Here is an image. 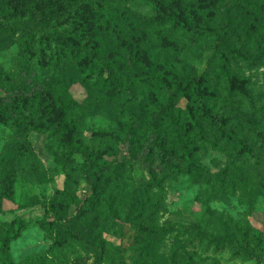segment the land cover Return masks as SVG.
Here are the masks:
<instances>
[{
	"label": "rangeland",
	"instance_id": "1",
	"mask_svg": "<svg viewBox=\"0 0 264 264\" xmlns=\"http://www.w3.org/2000/svg\"><path fill=\"white\" fill-rule=\"evenodd\" d=\"M75 1L71 11L52 15L40 29L29 23L38 16L26 11L21 0H0V73L17 74L25 68L39 80L53 81L52 97L62 101L56 114L68 102L78 103L63 115L65 123L74 126L67 138L51 137V130L35 123L16 133L0 117V218L14 228L20 224L18 236L8 245L12 263L264 264V147L256 148L264 143V123L253 131L228 123L225 119L235 113L223 102L226 92L208 94L212 86L203 76L212 62L215 30L222 23L219 0H127L117 13L101 0ZM254 1L264 9V0ZM154 10L167 16L166 26L143 32L141 17ZM103 20L113 34L101 35L108 29L101 27ZM205 27L214 35H206ZM252 28L241 43L255 59L264 50V41L256 36H264V24L253 23ZM126 43L137 58L136 69L145 75L160 76L172 87L184 74L198 78L180 88L176 102L181 110L178 125L188 146L194 147L191 158L199 176L187 169L180 152L173 157L154 152L143 163L122 147L126 129L140 114L137 105L151 112L156 101L165 104L162 94L156 97L139 85L140 77L129 74V80L136 81L133 100L120 106L102 94L88 95L81 85L79 78L95 83L112 64L116 72L120 64L115 55L124 57ZM229 48L242 69H235L242 83L248 81L254 93L263 92L264 67L245 69V50H239V43ZM71 49L82 62L78 71L62 68ZM199 84L210 88L203 91ZM236 101L231 99L234 105ZM185 110L193 117L207 114L231 134L212 137L203 124L209 144L201 146ZM241 111L246 113L245 108ZM234 137L254 149L252 157H237L225 148ZM169 141L162 137V143ZM165 163L178 164L181 171L167 172ZM102 172L111 174V183L92 188L90 179ZM153 176L163 177L161 194ZM93 201V209L85 210ZM66 219L99 249L77 243L62 230Z\"/></svg>",
	"mask_w": 264,
	"mask_h": 264
},
{
	"label": "trees",
	"instance_id": "2",
	"mask_svg": "<svg viewBox=\"0 0 264 264\" xmlns=\"http://www.w3.org/2000/svg\"><path fill=\"white\" fill-rule=\"evenodd\" d=\"M12 1V0H7ZM25 5V10L35 12L38 20L35 18L29 22L32 26L38 28H45L48 24L49 18L53 15H62L73 9L75 0H21ZM106 5H111L109 8L117 13L127 0H101ZM218 14L222 23L219 25L214 34L218 37L213 39V57L207 71L204 73L205 80H209L212 88L208 94H215L218 96L220 92H226L227 96L223 101L224 104L234 111L235 116H230L225 120L233 126L243 131L244 126L247 125L250 131L255 129H262L261 123H264V103L260 104L264 99V91L254 93L253 88L248 86V81L242 83L238 76V71L242 70L238 62H233L230 57L232 50L229 46L231 44L239 43V50H245L248 53L249 47L247 44L241 43L242 37L249 38L252 33L253 23L264 24V9L259 7L254 0H219ZM109 19H111L109 17ZM167 16H162L154 10V13H147L141 17V27L143 32H157L164 29ZM238 19V25H234V21ZM103 24L105 27L101 35H111L115 31L110 25ZM23 27H26L25 22H22ZM245 25L246 28H242ZM29 28V27H28ZM210 29V28H209ZM109 30V31H108ZM206 35H214L213 32L209 33L207 27L204 28ZM255 32V31H254ZM119 33V32H118ZM152 33V34H153ZM242 33V35L240 34ZM81 36V35H78ZM258 42L264 41V36L256 34ZM126 52L124 57L115 55V61L120 64L116 72L113 71L114 64L106 67L108 70L107 75H99L98 81H86V78H79L81 85L84 86L88 95L97 97L99 94L106 96V101H111L116 106L128 104L127 100H133L134 84L129 77V74L143 78L139 82L140 86L149 90L151 94L156 97L162 94L165 104L162 105L156 101V109L151 112H144L142 104L137 105L140 109V114L135 117V123L126 129V137L124 142L121 143L129 157L135 160H141L143 163L148 162L154 152H161L169 157H173L175 152H180V160L187 162V169L193 168V173L199 176L198 168L194 166V159H192V151L194 147L188 146V140H184V133L181 132L182 127L178 125V118L181 110L177 106V95L181 87L191 82H198V78L191 73L184 74L180 79H175V86H169L165 80L160 76L145 75L143 71L136 69L137 58H134L131 46L126 43ZM68 54V55H67ZM65 61L62 68L66 70L78 71L81 69V60L78 53H73L72 49L67 51ZM264 50L255 59L245 55L242 57L244 68L250 69L256 64L257 68L264 67ZM235 56V55H234ZM116 63V67L118 66ZM234 63V65H232ZM235 67V68H234ZM234 68V69H233ZM62 69V70H63ZM236 69V70H235ZM122 71H124L125 81L122 79ZM0 117L5 120L9 128L16 133L22 132L27 129L31 123L38 124L43 131L51 130V137L60 139L61 136L67 138L74 131V126L67 122L65 123L64 113L72 108H75L78 103L72 100L67 105L61 106L60 113L56 114L55 110L59 104L54 99V90L51 88L52 82L50 79L39 80L36 78L34 71L27 72L22 68L17 74L0 73ZM148 76V77H147ZM85 82V83H84ZM151 86H150V85ZM192 84V83H191ZM200 85V84H199ZM209 85V86H210ZM201 89L205 91L210 88L207 85H200ZM108 95V93H110ZM62 94V96H64ZM236 98L235 105L232 104L231 99ZM137 102V101H136ZM124 103V104H123ZM227 106V107H228ZM245 108L246 113H242L241 109ZM123 110L129 112L130 110L123 106ZM186 119L189 125L195 131V136L200 139V145L205 146L208 143L203 137V124L209 130L210 135L215 138L221 139L223 132L231 134L225 125H220L218 128L215 124L214 118L206 117L207 114H201L199 117H193L191 112L185 110ZM206 117V118H205ZM220 119H223L220 117ZM162 137H169L170 141L162 143ZM214 146V145H213ZM232 154L237 157H252L253 148H249L242 141L234 137V142L224 143ZM264 147V143L257 145L260 150ZM69 150L75 152L73 146L69 143ZM243 152V155L241 153ZM165 170L170 173H178L181 168L178 164L165 163ZM111 174L102 172L90 179L92 188L98 189L97 185L101 184L108 187L111 183ZM117 178L114 175V178ZM154 187L157 188L161 194L163 189L161 179L152 177ZM118 182L116 188L118 192ZM95 201L89 203L85 210H92ZM112 203V201H111ZM108 204V209L110 210ZM48 228V227H47ZM62 230H64L71 238L77 243L92 247L95 250L99 249V245L92 240L83 236L80 230L69 220L62 221ZM20 232V224L14 228L12 222L5 221L0 218V264H13L10 257L7 255L10 241L14 240Z\"/></svg>",
	"mask_w": 264,
	"mask_h": 264
}]
</instances>
